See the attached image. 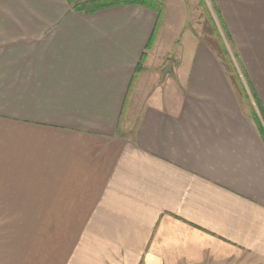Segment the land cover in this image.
I'll list each match as a JSON object with an SVG mask.
<instances>
[{"label":"crops","instance_id":"1","mask_svg":"<svg viewBox=\"0 0 264 264\" xmlns=\"http://www.w3.org/2000/svg\"><path fill=\"white\" fill-rule=\"evenodd\" d=\"M75 2L0 0V264H264V0H210L248 96L187 0Z\"/></svg>","mask_w":264,"mask_h":264},{"label":"rangeland","instance_id":"2","mask_svg":"<svg viewBox=\"0 0 264 264\" xmlns=\"http://www.w3.org/2000/svg\"><path fill=\"white\" fill-rule=\"evenodd\" d=\"M187 2L189 10H192L195 13V23L199 34L207 43L215 47L218 56L221 57L223 63H226L225 67L229 71L230 64L228 62V56L224 50L226 47L242 76L244 73L242 60L235 57L238 51L233 43V39L229 36V32L225 27L226 25H224V21L216 4L214 8L210 0H187ZM212 11L215 12V20L211 16ZM168 51H170L169 48H166V52Z\"/></svg>","mask_w":264,"mask_h":264},{"label":"trees","instance_id":"3","mask_svg":"<svg viewBox=\"0 0 264 264\" xmlns=\"http://www.w3.org/2000/svg\"><path fill=\"white\" fill-rule=\"evenodd\" d=\"M125 3L139 4V5L146 6L150 9H153L154 11L157 12V14L159 16V20L163 17L165 10H166V0H85V1L83 0V1H76L74 3V5H75V8L77 10L85 11L89 14H92L99 9H104V8H108V7H112V6H116V5L125 4ZM229 36L231 37L230 34H229ZM153 38H154V36H153ZM224 50H225L226 55L228 56V62L230 64L229 74H230L231 79L235 83V86H236L238 92L242 96H248L247 92H246V86L243 82L241 73L238 71V68L236 67V65L234 63V60L232 59V57H231L229 51L226 49V47ZM235 57L241 59L239 53H236ZM224 65H226V63H224ZM244 74L245 73H243V76H244ZM254 98H255L257 110L259 111L260 115H263V109H262V106L260 104L258 97L256 96V93H255Z\"/></svg>","mask_w":264,"mask_h":264}]
</instances>
